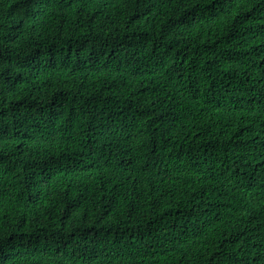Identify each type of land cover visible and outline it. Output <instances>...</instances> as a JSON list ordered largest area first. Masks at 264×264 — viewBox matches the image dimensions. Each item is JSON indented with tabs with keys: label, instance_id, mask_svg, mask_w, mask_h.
Returning a JSON list of instances; mask_svg holds the SVG:
<instances>
[{
	"label": "trees",
	"instance_id": "1",
	"mask_svg": "<svg viewBox=\"0 0 264 264\" xmlns=\"http://www.w3.org/2000/svg\"><path fill=\"white\" fill-rule=\"evenodd\" d=\"M0 264H33V0H0ZM34 264H264V0H34Z\"/></svg>",
	"mask_w": 264,
	"mask_h": 264
}]
</instances>
